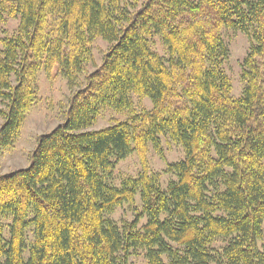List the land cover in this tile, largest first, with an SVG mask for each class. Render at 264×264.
Masks as SVG:
<instances>
[{
    "label": "trees",
    "instance_id": "obj_1",
    "mask_svg": "<svg viewBox=\"0 0 264 264\" xmlns=\"http://www.w3.org/2000/svg\"><path fill=\"white\" fill-rule=\"evenodd\" d=\"M133 1L0 0V25L19 20L1 42L0 153L19 136L42 67L71 91L29 164L0 175V264H132L140 253L147 264H264V0ZM222 30L251 40L238 98ZM98 38L109 48L87 72ZM133 95L150 110L133 113ZM104 106L130 116L88 130ZM161 138L183 150L165 189L145 166ZM133 152L141 173L109 185ZM137 197L130 221L110 218Z\"/></svg>",
    "mask_w": 264,
    "mask_h": 264
},
{
    "label": "rangeland",
    "instance_id": "obj_2",
    "mask_svg": "<svg viewBox=\"0 0 264 264\" xmlns=\"http://www.w3.org/2000/svg\"><path fill=\"white\" fill-rule=\"evenodd\" d=\"M126 1L134 3L133 0ZM141 2L142 0H137L136 4L139 5ZM18 23V18L5 17L4 23L0 25V49L2 47L1 42L11 38L17 32ZM221 36L229 49V57L224 64V71L231 82L232 97L238 98L243 89L241 65L249 51L251 40L241 32L231 30H222ZM149 45L159 57L164 60L168 59L167 49L159 36L150 37ZM108 48L109 44L100 38L92 42V62L87 67V72L93 71L101 64ZM83 84L84 77L81 76L78 85ZM36 91V100L25 114L17 140L10 149L2 150L0 153V175L26 167L38 137L48 133L64 120L71 91L66 80L57 73L55 68L45 69L42 67L40 69L36 77ZM150 108L151 104L148 99L132 96L133 113L139 114L143 110H150ZM1 110H4V105L0 100ZM129 116L130 113L126 111L117 112L107 106L101 107L95 123L88 130L103 129L113 123L125 121ZM2 122L3 118L0 114V125ZM182 158L183 150L180 146L166 138H161L158 151L154 150L151 145L148 146L145 166L150 174H156L160 177L161 186L165 189L167 183L175 179L173 175L165 173L167 165L177 163ZM142 170L143 165L140 158L133 152L123 161L116 163L107 182L109 185L119 188L123 181L136 178ZM140 208V201L137 197L132 206L122 205L115 210L110 218L117 224H121L124 220L130 221L135 211H139ZM144 223L145 220L141 222V224ZM131 261L132 264H147L141 253L133 257Z\"/></svg>",
    "mask_w": 264,
    "mask_h": 264
}]
</instances>
